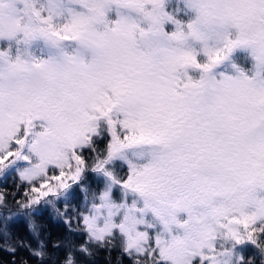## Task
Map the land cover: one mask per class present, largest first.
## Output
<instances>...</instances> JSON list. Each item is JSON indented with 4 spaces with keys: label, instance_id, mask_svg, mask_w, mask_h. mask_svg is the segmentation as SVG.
<instances>
[{
    "label": "snow or ice",
    "instance_id": "snow-or-ice-1",
    "mask_svg": "<svg viewBox=\"0 0 264 264\" xmlns=\"http://www.w3.org/2000/svg\"><path fill=\"white\" fill-rule=\"evenodd\" d=\"M0 248L264 264V0H0Z\"/></svg>",
    "mask_w": 264,
    "mask_h": 264
},
{
    "label": "trees",
    "instance_id": "trees-1",
    "mask_svg": "<svg viewBox=\"0 0 264 264\" xmlns=\"http://www.w3.org/2000/svg\"><path fill=\"white\" fill-rule=\"evenodd\" d=\"M45 225L48 227L49 231L55 234H58L62 231L63 226L56 221L55 219L46 220ZM26 231V222L18 221L16 232L18 235H23ZM20 256H23L27 259L26 253L23 251L20 253ZM10 255L2 248H0V264H9ZM95 264H128L127 257H122L118 251H108L101 250L94 257Z\"/></svg>",
    "mask_w": 264,
    "mask_h": 264
}]
</instances>
